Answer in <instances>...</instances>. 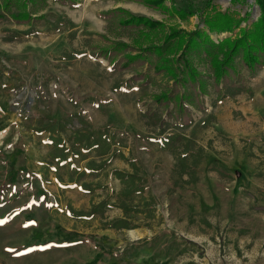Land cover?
<instances>
[{"label":"rangeland","instance_id":"1","mask_svg":"<svg viewBox=\"0 0 264 264\" xmlns=\"http://www.w3.org/2000/svg\"><path fill=\"white\" fill-rule=\"evenodd\" d=\"M125 2L138 5L139 11L122 7ZM172 3L182 8L202 9L205 0L167 1L168 6ZM213 4L238 17L250 13V19L241 25L243 28L250 27L260 16L255 0H241L237 4L231 0H213ZM116 8L164 21L168 25H179L189 31L200 23V16L188 22L171 20L160 11L127 0H76L75 5L48 0L44 6L31 7L37 15L46 17L44 21L34 25H18L9 17L0 21V202L1 196L4 202H10L5 211L8 218H4L7 225L0 227V264H219V260L224 264H252L255 259L257 262V258L264 255V239L248 241L245 238L235 243L238 240L227 224H214L222 219L207 215L209 221L205 214L192 210V203L188 204L191 206L189 212L185 205H180L174 214L168 209L163 211V206L157 203L156 213L159 210L164 213L159 217L157 214L152 228H146L157 232L153 240L135 236L128 230L103 234L106 229H103L100 217L91 223L75 222L69 218L70 207L83 210L84 207L76 205L82 198H90V194L81 191L83 185L101 187L93 193L95 198L90 201L98 203L104 200L102 196L107 198L115 192L110 174L114 170L131 171V168L125 160L117 157L109 161L107 172L88 174L82 180L69 176L76 170L71 164L60 168L59 172L47 169L51 147L46 145L48 134L38 132V129L42 122H48V118L55 122L69 120L67 128L72 130L81 129L79 121H83L90 131L108 130L115 134L119 141L115 149L135 162L145 178L156 164L155 169H161L166 182L174 183V179L168 178L170 176L179 177L177 169L170 172L167 167L171 157L177 161V152L172 146L163 149L152 140L159 139L160 130L151 126L146 117L149 108L158 109L152 97L166 88V79L153 76V82L147 86L139 82L128 84L132 76L143 69L113 70L107 60L95 56L99 48L117 41L132 44L137 35L135 31L120 28L118 19L105 18V13ZM13 11L18 12L16 8ZM226 36L228 34L221 38ZM198 65L201 71L207 70V66ZM244 73L247 71L244 70L241 80L236 81H243ZM225 89L222 93L211 89V93L214 91V95H218L209 99L215 102L212 110L206 102L202 110L194 109L195 122H199L184 130L169 128L166 132L184 133L191 140V151L197 152L199 147L204 149L201 167L196 168L197 176L198 172L226 170L220 165L207 163L206 157L216 139L215 136L209 138L214 113L227 108V103L223 108L218 105ZM242 89L249 93L246 86ZM207 120L209 123L205 126ZM67 135L72 136V132L69 130ZM179 144L176 141L175 146ZM164 150L170 158L160 155ZM85 155V160L90 158V161L98 162L110 158L109 155L103 159L95 153ZM13 160L18 165H26L29 182L20 179L18 184L12 183L14 180L10 173L14 168L8 164ZM73 160L75 168L84 169L87 165L86 161ZM122 164L128 165L129 170ZM42 167L49 175L47 180ZM75 181L77 184L72 186L70 183ZM38 190L54 195H49L50 199H45L43 207L38 209L39 225L45 229L40 239L27 232L32 228L24 229L23 225H28L26 221L29 220L28 217L24 219L26 214L17 218L13 216L15 210H11L35 200ZM106 216L114 219L119 215L109 212ZM32 227L38 228L37 225ZM34 244L39 249L45 245V250L36 255L28 253L27 248ZM260 264H264V258Z\"/></svg>","mask_w":264,"mask_h":264},{"label":"trees","instance_id":"2","mask_svg":"<svg viewBox=\"0 0 264 264\" xmlns=\"http://www.w3.org/2000/svg\"><path fill=\"white\" fill-rule=\"evenodd\" d=\"M48 0H0V21L8 17L18 25H34L45 20V16L37 15L39 6L46 5ZM63 3L76 4V0H57ZM134 1L160 11L169 19L188 22L200 16V23L194 30H186L179 25H168L164 21L143 15H135L123 8H116L104 15L106 19H118L122 29L137 32L133 43L117 41L108 47L99 48L97 58L107 60L113 70L128 71L141 68L128 81V84L141 83L144 86L153 82V76L163 77L167 84L160 93L154 94L153 102L158 109L149 108L146 117L150 125L160 130L159 139L153 138L163 149L175 150L177 161L175 170L183 184L198 180L196 168L201 163L204 149L191 151V140L184 133L166 134L171 129H187L195 123L194 109L202 110L206 97L211 89L222 93L231 87L236 80H241L246 70L251 75L264 67V0H255L260 9V16L250 27L243 28V22L250 19V13L238 17L231 11H222L213 4V0H205L202 9L194 7L170 6L172 0H127ZM174 1V0H173ZM233 4L241 0H231ZM14 8L18 12H14ZM228 34L226 37L222 35ZM198 63L207 66L201 71ZM69 120L42 122L38 132L48 134L47 145L51 147L47 169L67 166L73 159L85 160L87 155L95 153L108 160L88 161L84 171L73 170L71 175L82 180L88 174L103 172L111 159L125 160L131 171L114 170L113 175L120 181L121 189L111 196L92 203L88 211L69 208L73 220L91 223L100 217L103 229L133 230L152 228L157 220V201L146 195L147 179L141 168L129 160L124 153L116 150L119 141L116 135L108 130L90 131L86 123L79 121L81 129L67 128ZM209 121H205L204 125ZM85 126V128H84ZM72 132L68 137L67 132ZM176 141L180 144L175 146ZM180 150V151H179ZM46 169V170H47ZM187 177V179H185ZM73 177H70L72 179ZM100 186L91 188L83 185L81 190L93 194ZM117 208L122 212L118 218L108 219L107 210Z\"/></svg>","mask_w":264,"mask_h":264},{"label":"crops","instance_id":"3","mask_svg":"<svg viewBox=\"0 0 264 264\" xmlns=\"http://www.w3.org/2000/svg\"><path fill=\"white\" fill-rule=\"evenodd\" d=\"M122 7L133 12L139 11V6L133 2H125V5ZM243 77V81H236L233 86L224 90L218 105L223 108V105L227 103V106H225L227 108L215 111V120L211 123L212 127L209 128V138L213 139V136H215L216 139L212 149L209 150V155L207 154L206 156L207 163L211 162L213 166L215 164L220 165L226 170H209L203 174L198 172L199 180L189 185L183 184L178 176L168 177L172 178V181L174 179V183L166 182L161 169H155L157 164L148 171L149 175L148 173L145 175L148 179L146 195L154 197L157 203L163 206V211L168 209L170 213L174 214L177 213L178 208L181 207L180 205H185L187 212H189L192 206V210L205 214V218L209 221L210 218L207 215H212L215 218L219 217L222 221H217L214 224H227V227L233 230L234 237L238 240L235 243L241 242V239L245 238L248 241L252 239L256 241L264 239V68L258 70L254 75H250L248 72L244 73ZM244 86L249 89V93L242 89ZM217 96V94L216 96L214 95L213 91L207 97L206 106L209 109L212 110L215 106V102L209 101V99H215ZM160 155L170 158L166 150ZM164 157L163 160L165 159ZM170 160L167 163V167L170 172H173L176 162L173 157ZM82 161H86L87 164L90 158ZM166 162L167 160L165 159L164 163ZM69 164H71L72 168L80 171L86 169V167L84 169L75 168L74 160H71ZM17 166L18 169L16 168ZM8 167L14 168L13 172L10 173L14 180L13 184H18L20 179L28 180L27 182L30 181L28 179L30 174L28 171H25L26 165H18V162L13 160L11 164H8ZM122 167L129 170L128 165L122 164ZM51 170L56 171L54 167ZM107 171L108 169L104 170L103 173ZM23 173L24 175H22ZM42 174L47 180L49 175L45 172V167H42ZM109 177L115 184L114 190L117 193L121 188L120 181L113 176V173ZM54 181L58 184L57 179H54ZM70 184L74 186L77 184V181ZM97 194L101 195L100 193ZM49 195H51L50 192L38 190L35 200L32 199L27 205L23 204L11 209L15 210V213H13L14 217L18 218V215L26 214L24 219L27 217L29 220L31 219V222L29 220L26 221L29 226L24 224L23 227L24 229L32 228L31 231L27 232L37 239H40L45 232L44 226L40 227L39 225L38 209L43 207L45 199H50ZM94 195L90 194L89 199L82 198L80 200L81 203L76 206L84 207L83 210L90 209L93 203V201L91 203L90 201L95 198ZM105 198L106 196L101 197V199ZM3 199L4 197L1 196L0 213L2 215L0 217V227L7 225L4 218H8L5 211L8 210L7 206L10 203L9 201L4 202ZM190 203L192 205L188 207ZM256 207L263 208L259 210ZM54 208L58 210V207L55 206ZM63 211L65 212V210ZM163 211L161 213L160 210L157 212L158 217L161 214L163 215ZM109 212L117 213L118 217L122 214L116 208L109 209L106 215H109ZM69 218L73 220L70 215ZM73 221L78 222L76 220ZM36 225L38 228L33 229L32 226ZM162 227L163 224L161 229ZM105 231L106 233L103 234L110 235L115 230L106 229ZM128 231H133L135 236L138 237H149L148 240H153L155 238L153 237L154 234H157L154 230L146 228ZM40 250H45V245H42L40 249L37 247V244L27 248V252L34 255ZM261 258H264V255L257 258V262L256 259L252 261V264H260ZM219 264L224 263L222 260H219Z\"/></svg>","mask_w":264,"mask_h":264}]
</instances>
